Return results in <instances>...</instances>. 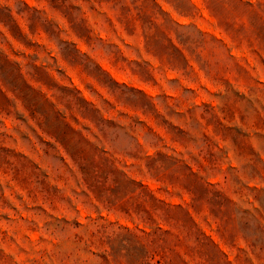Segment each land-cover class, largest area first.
Segmentation results:
<instances>
[{
	"label": "clouds",
	"instance_id": "1",
	"mask_svg": "<svg viewBox=\"0 0 264 264\" xmlns=\"http://www.w3.org/2000/svg\"><path fill=\"white\" fill-rule=\"evenodd\" d=\"M0 264H264V0H0Z\"/></svg>",
	"mask_w": 264,
	"mask_h": 264
}]
</instances>
